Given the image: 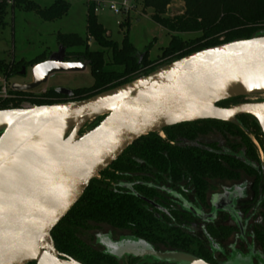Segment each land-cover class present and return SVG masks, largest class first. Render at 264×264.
Masks as SVG:
<instances>
[{
	"label": "water",
	"instance_id": "95a60500",
	"mask_svg": "<svg viewBox=\"0 0 264 264\" xmlns=\"http://www.w3.org/2000/svg\"><path fill=\"white\" fill-rule=\"evenodd\" d=\"M65 52L59 46L32 67L31 84L11 90L31 92L54 74L86 70V63L65 61ZM262 95L264 36L192 53L82 101L0 110V264H80L58 253L51 233L93 179L139 139L181 124L249 116L264 137V101L217 106Z\"/></svg>",
	"mask_w": 264,
	"mask_h": 264
},
{
	"label": "trees",
	"instance_id": "16d2710c",
	"mask_svg": "<svg viewBox=\"0 0 264 264\" xmlns=\"http://www.w3.org/2000/svg\"><path fill=\"white\" fill-rule=\"evenodd\" d=\"M133 1L134 4L139 3L143 10H151V21L169 36V43L161 49L158 58L148 60L150 46L137 53L128 41L127 26L119 45L107 39V30L98 23L92 6H88L86 38L59 35L57 39L59 46L66 50L65 61L86 63L94 80L93 87L71 91L72 97L67 101H63V96L56 94L54 89H49L38 96V105L82 101L148 75L192 53L264 36V0H183L199 5L203 15L196 13L172 19L164 16V7L169 0ZM23 3L26 1L18 0L17 5ZM15 8L9 11L13 13ZM68 10L69 6L63 0L55 1L44 10L34 7L36 14L46 22L61 19ZM7 11L0 5V32L5 28ZM182 34L198 36L183 41L178 37ZM87 40H92L99 49L89 51ZM68 49L71 51L68 52ZM108 52L109 63L105 62ZM2 65L0 75L5 80L16 76L21 66L25 67H18L16 65L20 64L12 61ZM237 100L225 101L217 106L227 108ZM1 101L0 110L7 109ZM96 120L98 124L95 127L103 117ZM211 129L220 131L223 136L238 138V142L228 143L227 148H218L215 144L198 145L197 138ZM248 129L254 132V138L264 154V137L257 122L249 116H240L232 123L201 121L181 124L163 130L164 140L158 133L139 139L89 183L78 203L54 228L51 238L55 249L80 264H119L115 257L96 250L82 239V235L90 229L104 226L127 232L151 246L205 260L208 253L187 226L194 218L181 210L170 196L173 193L185 198L191 196L196 202L204 198L210 180H237L240 174L264 173V165L259 163L255 147L244 136ZM207 234L210 238H226L230 229L208 227Z\"/></svg>",
	"mask_w": 264,
	"mask_h": 264
},
{
	"label": "rangeland",
	"instance_id": "374dc122",
	"mask_svg": "<svg viewBox=\"0 0 264 264\" xmlns=\"http://www.w3.org/2000/svg\"><path fill=\"white\" fill-rule=\"evenodd\" d=\"M26 3L19 4L14 9L13 13L7 11L4 17L6 23L5 28L0 32V64L6 66L11 61L24 65L26 67L25 77L14 76L11 79L5 80L0 75V86L3 83L7 85L12 84H28L32 80V67L40 64L48 58L49 55L57 52L59 43V35H76L80 39L86 38L85 32V18H86V2L85 0H63L65 5L69 6V10L65 16L59 20L52 22L43 21L34 11V7L44 10L49 8L57 0H25ZM120 1V0H107ZM203 13L199 5L195 3H186L183 0H169L164 7V16L167 18H177L184 15H192ZM151 10H143L139 3L134 4V9L128 17L114 16L106 10L99 11L95 15L99 24L107 29L106 37L110 41L121 43L123 34L128 31V41L136 49L137 53H142L150 46L148 51V60L153 61L160 55L161 49L165 48L169 43V36L162 28L151 21ZM196 34H182L179 35L183 41L194 39ZM87 47L89 51H96L99 48L92 40H87ZM70 52L71 50H67ZM110 53L106 54L105 62L109 63ZM119 70V69H116ZM5 81V82H4ZM94 80L90 69L87 67L85 71L79 73H60L54 74L48 78L45 85L36 89L33 94L46 92L49 89H66L70 91L88 89L93 87ZM7 99L2 100L4 107L9 108L12 99L15 97L11 92L7 93ZM259 100H264V95L256 96ZM98 124V120H94L87 124L81 131L80 136L94 129ZM254 132L251 129L245 130L244 136L254 137ZM158 136L164 140L165 136L158 133ZM249 139V138H248ZM198 145L215 144L218 148H227L229 144L237 143L238 138L232 136H223L220 131L211 129L209 133L197 138ZM229 182H213L210 189V195H221L223 190L230 189ZM193 197L189 196L182 199L177 194L173 193L171 200L179 207L189 205ZM182 203V204H181ZM231 204V201H230ZM191 217L194 219L197 215L194 213V208H189ZM232 212L230 207L226 209ZM195 214V215H194ZM233 214V213H232ZM204 219H195L189 222L187 226L194 234L203 238L202 227ZM217 225L230 223V216L218 213L216 214ZM132 236L127 232L115 231L108 227H95L90 229L87 233L82 235L83 241L94 247L96 250L104 251L112 254L119 262V264H133L135 261L129 259L128 256L140 258L137 264L146 263H168V264H189L192 258L186 254L167 250L160 247H153L141 241L130 239ZM230 240L216 242L215 247L221 251H228ZM212 250L216 259H220V252ZM222 264H252L246 258H230Z\"/></svg>",
	"mask_w": 264,
	"mask_h": 264
},
{
	"label": "flooded vegetation",
	"instance_id": "af4514ba",
	"mask_svg": "<svg viewBox=\"0 0 264 264\" xmlns=\"http://www.w3.org/2000/svg\"><path fill=\"white\" fill-rule=\"evenodd\" d=\"M22 68L26 70V67L21 66L16 76L20 77L19 73L21 72ZM31 83L32 80L28 84L20 85H29ZM34 91L21 92L20 94L22 95L15 96L12 101H9L11 102L10 107L4 110L22 109V104H25L30 108L40 106L37 103L40 101L38 96H41L45 92L33 94ZM254 97L256 96L239 98L237 102L230 104L228 107L238 104L259 103L264 101ZM67 99L68 98L62 97L63 101H67ZM248 138L256 149V155L259 163L264 165V154L261 147L254 137ZM215 181L229 182L231 184L230 189L223 190L221 195L211 196L210 185H212ZM208 184V190L205 193L204 198H199L196 202L194 200H191L190 202V206L194 208V213L197 215L196 218L204 219L202 227L203 238H200L195 234V236L204 246L205 251L208 253V256L205 258V260L200 259V261L206 264H222L229 258L230 261L234 258H246L252 264H264V173L261 175L240 174L237 180L216 179L208 181ZM177 196H180L185 200V197L181 195ZM188 206L189 205L182 204L181 207L179 205V208L191 215L189 212V208L191 207ZM229 207L232 211L231 213L226 210ZM218 213H223L230 216V223L217 225L214 221L216 220V214ZM208 227H212L215 230H219L221 228L230 229V235L226 238H210L207 234ZM130 239L137 240L133 237ZM228 240H230V244H228L230 248L228 251H221L215 247L216 242ZM212 250H218V252H220L219 260L216 259ZM110 255L113 256L112 254ZM128 258L134 260L135 262H139L140 260L138 257L128 256Z\"/></svg>",
	"mask_w": 264,
	"mask_h": 264
},
{
	"label": "built area",
	"instance_id": "2783aa9c",
	"mask_svg": "<svg viewBox=\"0 0 264 264\" xmlns=\"http://www.w3.org/2000/svg\"><path fill=\"white\" fill-rule=\"evenodd\" d=\"M18 0H0V5L5 7L7 10H11L16 7ZM87 7L92 6L93 13L96 15L97 12L106 10L114 16L128 17L134 9L133 0H120L117 2L106 1V0H85ZM5 82V81H4ZM12 92L11 86L7 83H3L0 86V100L7 99V93ZM22 109H31L30 107L22 104ZM162 137V136H161Z\"/></svg>",
	"mask_w": 264,
	"mask_h": 264
},
{
	"label": "crops",
	"instance_id": "0c3cea01",
	"mask_svg": "<svg viewBox=\"0 0 264 264\" xmlns=\"http://www.w3.org/2000/svg\"><path fill=\"white\" fill-rule=\"evenodd\" d=\"M107 1V0H106ZM105 29V28H104ZM105 30H107V29H105ZM108 31V30H107ZM109 32V31H108ZM165 32V31H164Z\"/></svg>",
	"mask_w": 264,
	"mask_h": 264
}]
</instances>
